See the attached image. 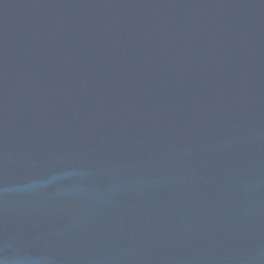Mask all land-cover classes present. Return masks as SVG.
<instances>
[{"label":"water","instance_id":"obj_1","mask_svg":"<svg viewBox=\"0 0 264 264\" xmlns=\"http://www.w3.org/2000/svg\"><path fill=\"white\" fill-rule=\"evenodd\" d=\"M0 264H264V0H0Z\"/></svg>","mask_w":264,"mask_h":264}]
</instances>
